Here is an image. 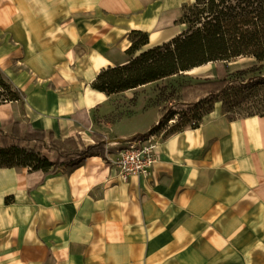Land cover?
Returning <instances> with one entry per match:
<instances>
[{"label": "crops", "instance_id": "1", "mask_svg": "<svg viewBox=\"0 0 264 264\" xmlns=\"http://www.w3.org/2000/svg\"><path fill=\"white\" fill-rule=\"evenodd\" d=\"M194 1L0 0V67L13 85L31 84L34 92L29 106L0 104V128L19 121L87 146L99 134L107 146L106 157L86 155L45 177L50 210L30 221L40 236L29 230L1 261L264 264V115L230 118L214 109L197 128L160 131V157L147 178L120 181L108 157L114 142L147 134L167 110L139 128V95H126L153 83L111 96L91 83L102 69L128 61L134 30L149 34L143 50L183 32V7ZM88 91L95 102L72 108ZM153 103L163 105L159 97ZM15 168H0V176Z\"/></svg>", "mask_w": 264, "mask_h": 264}, {"label": "trees", "instance_id": "2", "mask_svg": "<svg viewBox=\"0 0 264 264\" xmlns=\"http://www.w3.org/2000/svg\"><path fill=\"white\" fill-rule=\"evenodd\" d=\"M179 22L187 26L183 32L166 43L145 50L143 47L149 43V34L134 30L130 34L132 44L126 51L130 57L128 61L102 69L91 87L111 96L166 79H194L187 74L189 71L209 63H227L238 57H253L264 66V0H195L183 7ZM243 74L244 70L218 79L180 83L182 102L176 106L186 109L182 112L185 119L195 111L186 120L189 126L199 127L210 112L202 114L201 110L229 90L237 81L235 76ZM24 99V92L4 76L0 67V104ZM176 114L177 110L168 109L163 120L147 134L162 132ZM74 118L78 119V115ZM192 120L195 121L191 123ZM87 127L90 128L89 123ZM183 128L184 123L171 127L165 134L170 135ZM96 136L99 140L87 146L75 137L59 140L53 132L16 121L7 131L0 128V168L42 171L45 178L86 155L106 157V143L101 135ZM46 151H56L57 154L51 159Z\"/></svg>", "mask_w": 264, "mask_h": 264}, {"label": "rangeland", "instance_id": "3", "mask_svg": "<svg viewBox=\"0 0 264 264\" xmlns=\"http://www.w3.org/2000/svg\"><path fill=\"white\" fill-rule=\"evenodd\" d=\"M243 70L245 74L235 76L237 81L232 87L215 98L210 105L201 110V113L205 114L208 111L218 109L230 118L254 114L264 115V66H261V63H258L253 57H238L227 61V63H209L203 69H195L188 72L187 74L191 76L190 78L193 77L194 79L186 78L178 81H174L176 79H166L153 83L148 87H142L138 91H131L126 96L139 95L137 106L134 108V111L138 114L134 118L135 125L139 128L148 127L153 124L157 117L164 115V109L167 111L170 109L171 111L177 110V114L175 119L170 120L168 125L164 126L162 133H166L171 127L180 126L182 123H184L185 127L189 126L186 120L191 118L195 111H191L186 116L187 119H185L182 112L186 109L181 110L180 107L176 106L182 102L183 90L180 83H194L195 80L207 78L218 79L229 73ZM4 76L7 78L5 74ZM160 89H164L162 93H160ZM22 90L26 94V100H23L24 104L29 106V102L34 95V92H32L33 87L31 84L26 83ZM158 97L163 104L162 106L154 105L153 103ZM122 98L120 96L112 97V102L114 103V100L115 102H121L123 101ZM19 108L20 110L23 109V107ZM194 121L192 120L191 123ZM9 127H6L5 131L9 130ZM45 153L51 159H54L57 154L56 151H46ZM10 181L11 183L6 189L7 182ZM0 182L3 186L2 191H0V215L8 213L15 218L12 222L0 218V223L4 228L3 233H0V244H2L0 247L1 258V253L7 252L9 245L13 249L17 244L23 242L29 230L30 235L40 236L38 223L33 226L30 221L46 214L50 210L49 207L52 202L46 196V193L43 192L46 188L43 186L46 180L42 178L41 173H31L28 169L15 168L11 171H5V175L0 176ZM4 182L6 184L3 185ZM7 202L10 203L11 207L8 211L2 212L5 209V205L8 204ZM27 206H31L32 209H27L26 211L25 207ZM12 237L13 239H11ZM0 264L6 263L0 260Z\"/></svg>", "mask_w": 264, "mask_h": 264}, {"label": "built area", "instance_id": "4", "mask_svg": "<svg viewBox=\"0 0 264 264\" xmlns=\"http://www.w3.org/2000/svg\"><path fill=\"white\" fill-rule=\"evenodd\" d=\"M158 138L159 132L145 134L117 140L108 148L109 160L120 181L126 182L133 177L147 178L150 175L160 157ZM109 149L112 150L109 152Z\"/></svg>", "mask_w": 264, "mask_h": 264}, {"label": "bare ground", "instance_id": "5", "mask_svg": "<svg viewBox=\"0 0 264 264\" xmlns=\"http://www.w3.org/2000/svg\"><path fill=\"white\" fill-rule=\"evenodd\" d=\"M195 70V69H193ZM191 70V71H193ZM189 71V72H191ZM98 97L97 94L88 91L86 95L79 97L78 101L72 102L71 106L72 108L76 109L82 104L92 105L95 102V98Z\"/></svg>", "mask_w": 264, "mask_h": 264}]
</instances>
